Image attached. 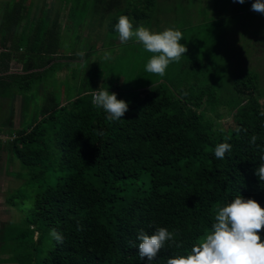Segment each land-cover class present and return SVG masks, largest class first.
<instances>
[{"label": "trees", "instance_id": "16d2710c", "mask_svg": "<svg viewBox=\"0 0 264 264\" xmlns=\"http://www.w3.org/2000/svg\"><path fill=\"white\" fill-rule=\"evenodd\" d=\"M61 2L53 13V0L38 6L12 0L10 10L0 14V99L19 96L23 106L36 96L48 100L36 109L37 118L27 121L22 115L17 129L0 128L6 138H0L4 170L8 158L9 164L19 162L20 171L11 173L22 180L15 190H5L4 205L19 213V220L10 219L11 228L9 220L1 224L0 264H149L139 257L137 235L141 229L151 235L158 227L174 232L182 245L165 244L151 262L167 264L171 257L187 255L212 230L218 208L236 196L264 208V182L255 174L264 163V97L255 76L235 80L237 103L229 114L234 126L226 129L225 123L205 122V116L220 120L225 115L214 111L220 83L213 73L202 78L206 60L190 57L192 74L182 72L184 64L179 71L194 79L191 84L174 86L158 77L153 85L124 91L115 82L107 87L101 78L94 87L95 73L66 102L57 101L40 83L56 75L58 61L81 58L60 52L66 31ZM154 2L137 0L122 15L144 16L138 11ZM33 7L43 13L41 20L32 15ZM114 26L109 24L108 31L117 32ZM199 79L208 82L201 85ZM101 85L129 104L121 119L109 120L93 106L92 93ZM225 142L232 150L217 159L215 147ZM28 193L32 210L24 216L16 200L24 202ZM52 229L63 235L62 244L50 235ZM259 235L264 241V229Z\"/></svg>", "mask_w": 264, "mask_h": 264}, {"label": "rangeland", "instance_id": "374dc122", "mask_svg": "<svg viewBox=\"0 0 264 264\" xmlns=\"http://www.w3.org/2000/svg\"><path fill=\"white\" fill-rule=\"evenodd\" d=\"M42 1L32 0L34 6L40 5ZM136 1L121 0L117 6L118 0H62L59 5L60 20L65 23L66 31L63 32L60 40L62 45L60 52L64 55L65 53L77 55L79 52H89L92 54L91 58L95 64L84 57L76 59L75 61L78 60L79 63L86 61V66L81 67L80 65V68L75 62H71V68L68 71L63 67L62 75H58V72L55 76L52 75L51 78L48 77L40 83L44 93L49 92L55 96L57 101L60 99V101L66 102L67 97L77 91L81 82L89 83L91 78L95 77V73L99 78L95 80L94 87L101 84V81L98 80L100 78L107 82V87L112 85L111 82H115L114 85L124 91L153 85L160 76L148 73L145 70V65L154 54L147 52L142 44L134 40L122 44L118 32L108 31L109 24L114 26L113 20L118 21L127 6H129L128 11L130 12ZM154 1L152 5L138 11V13L144 12V16L139 14L129 16L134 28L143 25L153 32H162L169 27L178 28L183 33L180 43L187 47V52L180 61L171 63L161 79L174 86L191 84L194 79L186 78L183 75V73L187 74V71L188 74H192L191 71L195 70L190 66L189 57L206 60L201 68L205 74L202 78H207L210 73L217 77L215 82L216 84L220 83V86L216 88L218 101L215 103L217 109L214 108V111L224 110L225 115L222 116L223 120H219L215 114L205 116V122L213 123L217 127L220 123H225V129L232 128L234 121L229 114L237 103L233 89L237 78L248 73L253 74L256 78V90L264 97V14L251 10L254 0H245L243 4L234 2V0ZM53 2L55 7L49 11L55 13L60 0H53ZM34 12L35 8L33 7ZM38 16L39 13L35 15V17ZM42 18L43 13L39 16L40 20ZM218 21H222L223 25L217 26ZM206 49L209 51L205 54ZM105 52H110L112 58L104 59ZM204 57L208 58L204 59ZM182 64H184L183 73L179 71ZM137 66H139V70L135 71ZM65 73L67 75L70 73L71 77L67 82L64 78ZM207 82L206 79H199L198 83L203 85ZM18 97L0 103V127L5 125L6 128L17 129L19 117L21 118L23 115L27 121L37 118L34 116L36 109H42L43 104L48 102L45 97L36 96L32 101H28L26 106H23L22 102L17 99ZM263 103L264 99L260 100V104ZM5 104L6 106H3ZM202 106H205V103ZM219 106L222 108L218 109ZM262 107L264 109V105ZM211 110L212 108L207 109V114L210 115ZM200 112H204V109H201ZM0 138L6 140L2 136ZM4 159V153L1 152L0 227L2 223L9 220L6 226L11 228L12 221L10 219L16 222L19 220V213L4 205L5 190H15L21 185L22 180L12 174L20 171L19 162L14 161L9 164L7 163L8 158L4 170ZM8 172L12 173L8 174ZM14 192L12 191V195ZM16 201L19 207L17 211L24 216L28 215L32 210L30 194L26 195L24 202Z\"/></svg>", "mask_w": 264, "mask_h": 264}, {"label": "clouds", "instance_id": "9594fccd", "mask_svg": "<svg viewBox=\"0 0 264 264\" xmlns=\"http://www.w3.org/2000/svg\"><path fill=\"white\" fill-rule=\"evenodd\" d=\"M234 2L243 4L245 0ZM251 10L264 14V0H254ZM114 27L122 44L134 40L142 44L147 52L154 54L145 65L148 73L163 77L169 65L179 62L187 52V47L180 43L183 33L178 28L169 27L162 32H153L143 25L134 28L132 20L126 15H120ZM77 55L83 58L85 53L79 52ZM111 58L110 52L104 53V59ZM91 102L94 107L102 108L109 120L121 119L129 109L126 101L118 100L116 93H110L102 85L93 91ZM256 139L252 135L251 143H255ZM231 150L230 143H220L216 145L214 154L217 159H224ZM255 174L264 182V163L257 167ZM214 220L212 230L187 255L171 257L167 264H264V241L259 235L260 230L264 229V208L257 201L238 195L230 203L218 208ZM50 235L57 243H63L64 237L56 229H52ZM137 240L140 259H147L149 264L157 258L165 244L177 248L182 246L176 242L175 233L166 227L156 228L151 235L141 229Z\"/></svg>", "mask_w": 264, "mask_h": 264}, {"label": "crops", "instance_id": "0c3cea01", "mask_svg": "<svg viewBox=\"0 0 264 264\" xmlns=\"http://www.w3.org/2000/svg\"><path fill=\"white\" fill-rule=\"evenodd\" d=\"M11 2H12V0H0V14H2V13H5V12H8L9 10H10V4H11ZM38 9H35V12L33 13V11H32V15L34 16V14L36 13H38V11H37ZM63 43V42H62ZM0 51H2V49L0 48ZM66 55H68V56H70V54H67V53H65ZM72 54V53H71ZM92 57V54H90V57H89V60H91V61H93L92 59L93 58H91ZM59 63H56V64H59V67H58V69H57V71H56V74H58V72H59V74L58 75H62L61 74V71L63 70L62 68L63 67H65V68H67V70L66 71H68L69 70V68H71V62H75L76 64H77V66L78 67H80V65H81V67H83V65H84V62L82 61V62H78V60L77 61H70V60H61V62L60 61H58ZM93 63L95 64V61H93ZM80 67V68H81ZM65 71V72H66ZM55 76V75H54ZM68 77H70V73H68V75L65 73L64 74V78H66V81L68 80ZM63 78V79H64ZM62 79V80H63ZM62 80H60V81H62ZM5 100H1L0 99V103H3ZM3 106H6V104L5 105H3ZM4 126V125H3ZM3 126H1L0 128H3V130L4 131H6V130H9V128H6V127H3Z\"/></svg>", "mask_w": 264, "mask_h": 264}]
</instances>
